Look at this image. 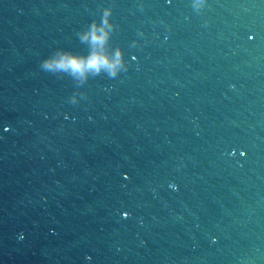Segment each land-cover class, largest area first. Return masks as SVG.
<instances>
[{
    "label": "clouds",
    "instance_id": "1",
    "mask_svg": "<svg viewBox=\"0 0 264 264\" xmlns=\"http://www.w3.org/2000/svg\"><path fill=\"white\" fill-rule=\"evenodd\" d=\"M110 14V10H105L104 24H108L106 17ZM81 42L87 41L91 44L93 51L88 56H80L66 51L59 54L56 58L43 60L41 67L46 70H59L70 72L79 78H85L87 73L99 74L101 70L109 73L110 78L115 77L117 70L121 67V51L118 49L115 57L109 56L104 51V46L109 38L108 30L96 24H91V29L78 34Z\"/></svg>",
    "mask_w": 264,
    "mask_h": 264
}]
</instances>
